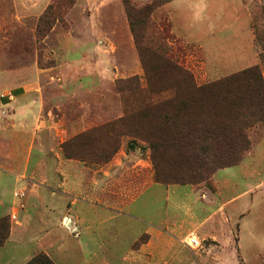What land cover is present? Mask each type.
<instances>
[{"label": "rangeland", "instance_id": "rangeland-1", "mask_svg": "<svg viewBox=\"0 0 264 264\" xmlns=\"http://www.w3.org/2000/svg\"><path fill=\"white\" fill-rule=\"evenodd\" d=\"M131 1L146 5L153 0ZM151 22L167 27L166 46L198 87L224 95L227 88L218 86L221 82L253 70L264 83V0H174L157 9ZM153 29L140 30L145 38L138 48L124 0H0V173L26 183L16 190L8 187L14 202L0 217L9 218L11 232L25 214L31 217L19 243H9L10 233L0 248V264H27L39 254L56 264H129L124 257L130 258L131 236L106 250L86 248L68 220L47 210L44 200L30 201L48 189L47 175L61 183L67 196L86 202L91 196L98 207L113 210L145 190L129 207L142 220L119 218L107 225L97 220L94 226L84 220L94 234L127 226L141 234L172 229L183 221L186 209L200 221L222 207V232L215 221L206 228L217 230L223 249L211 239L192 249L188 241L195 236L189 234L161 250L162 262L264 264V246L260 249L252 240L255 236L264 245V123L248 120L243 131L248 148L233 158L240 163L220 169L209 182L164 184L156 179L152 146L139 134L150 127L164 132L166 114L178 130L183 110L173 102L152 114L141 111L146 105L143 90L154 93L170 84L157 62L153 47L162 40ZM146 74L152 76L149 84ZM136 78L140 91L131 87ZM232 101L236 108L229 113L224 107ZM232 101L207 112L218 114L221 124L244 122L239 102ZM31 103V112L20 115L18 104ZM175 164L170 168L175 170ZM191 187L207 191L204 203L201 192ZM77 209L89 212L83 202ZM240 230L243 250L238 246ZM147 241L145 234L136 247Z\"/></svg>", "mask_w": 264, "mask_h": 264}, {"label": "trees", "instance_id": "trees-1", "mask_svg": "<svg viewBox=\"0 0 264 264\" xmlns=\"http://www.w3.org/2000/svg\"><path fill=\"white\" fill-rule=\"evenodd\" d=\"M172 1L174 0H153L149 4L138 5L131 0H124L125 11L138 48H141L145 38L140 30L150 26L158 31L162 43L156 44V48H153L157 56L159 54L158 64L166 69V76L170 80L168 86L159 88L154 93L143 90L146 105L141 111L145 110L146 113L152 114L157 108L173 102L179 103L180 109L183 110L182 124L178 130H174L171 115L164 116L166 121L164 132H173V136H168L153 127H150L145 135H139L149 141L152 146L156 179L159 183L209 182L220 169L237 166L240 163L239 160L234 161L233 158L240 151L248 148L243 131L249 121L257 120L264 123V83L262 77L256 70H253L221 82L218 86L227 88L224 95H220L221 92L218 91L211 92L210 87H198L193 75L178 62L176 54L166 46L164 40L166 41L168 37L167 27L154 26L151 22L154 12ZM151 78V75H147L148 84ZM131 83L135 91H140V82L137 78ZM230 85L236 88H228ZM227 95L229 98L224 100ZM230 99L239 102L236 105H239L245 114V117L240 114L244 122L233 121L230 124H221L218 114L207 112L208 108H210L209 111L211 108L219 110L222 107L220 103ZM234 104L235 102L232 101L224 108L229 107L228 111L232 113L236 108L232 106ZM135 113L136 110L130 116ZM178 115L175 113L172 116L177 117ZM203 118L207 121L201 122ZM170 163H176L175 170L170 168ZM10 233L9 218L0 217V248L4 246ZM27 264L56 263L47 255L39 254Z\"/></svg>", "mask_w": 264, "mask_h": 264}, {"label": "crops", "instance_id": "crops-1", "mask_svg": "<svg viewBox=\"0 0 264 264\" xmlns=\"http://www.w3.org/2000/svg\"><path fill=\"white\" fill-rule=\"evenodd\" d=\"M21 91L16 92L17 93L16 95L17 96L21 95L22 94ZM32 104L33 103L25 104L24 106L23 104H18L17 107H19L18 112L20 113V115H23L26 112L30 113ZM49 178H51L50 175H47L46 181L48 182L47 183L48 189H46L43 194L41 193L39 195L36 194L35 195L37 196L36 198L31 197L30 201L36 204L39 201L44 200L46 203L45 207L47 210H51L56 215H61L60 218L64 221L68 220V225L74 228L76 232L75 236L78 238L79 243L81 245L82 244L85 245L86 248H89L91 246V248L94 249L97 247L100 250H106L107 249L106 247L108 246L125 244V242L128 240L127 236H131L129 239H133L134 241L130 247L131 249H129L130 258H128V256L124 257V262H128L129 264H146V263L167 264L165 261L162 262L161 250L165 251L166 249L173 248V244L175 242L177 241L182 242V239L188 236L189 234L195 236L194 238H196L201 244L203 243L202 241L211 239L213 242L216 243V247L219 250L224 248V244L221 241V238H219V236L216 235L218 234L217 230L213 231L212 229L210 230L209 228H206L212 221H215V224L217 225V228H219L220 233L222 232L220 229H222L221 227L223 226L222 225L220 226L218 224L219 222L218 217L221 214L220 211H222L221 210L222 207L217 209V211L213 213L214 215L204 217L203 219L198 221L196 220V217L192 215V209H186V207L181 206L179 207V209L180 208L186 209L182 211L184 213V219L183 221H179L178 225L175 224L172 227V229L171 228L170 229L159 228L156 230L149 229L148 231H142L143 232L142 235L141 233L136 232L134 228L131 229L129 228V226H127L125 229L111 230V231L105 230V232L102 234L100 233L94 234V232L91 231L92 225L90 223L84 222V220L86 219L92 220L93 226H94V222H97V220L100 221L101 224H105V225H107L112 220H116L119 218L127 221L142 220L138 216L134 215L129 207H132L136 204V202L140 198L141 193H143L145 190L143 189L142 192L137 196L125 198L127 206L124 204L121 210H113V209H109L107 205L106 207L103 208L98 207L95 203L96 201L94 203L92 202L94 201L93 199L95 198H91V196L88 197L89 202H86L85 200H82L81 197L75 195L67 196L66 194L68 193L64 191V188L62 187L61 183L55 184L54 183L55 181H49ZM12 185H13V190H16L18 186L19 187L26 186V183L18 179L14 181L10 179L9 175L0 173V215H3L4 213L3 210L6 207V205H11V203L14 202V200L9 198V194H11L13 190L10 191L8 187ZM173 187L176 186H169V188H173ZM191 188L192 191L194 190V192H198V191L201 192L200 193L201 200L204 203L203 200L208 197L207 191L197 190L196 188L193 187ZM80 202L86 203L89 207V212L85 215L81 214L77 209ZM243 218L244 217H242V219ZM30 220H31L30 215L25 214L23 218V222L20 223V226H15L14 228H12L9 243L10 242L19 243L22 236L27 233L28 227H30ZM145 234L148 235V241L136 247L137 241H139L140 238ZM200 236L202 237L201 241L199 239ZM252 240L254 241V243H257L260 246L259 247L260 249L261 246H264L262 241L259 240V238L254 236ZM238 246L240 250L243 247V234L241 233V230L238 233ZM210 251L211 250H209V252ZM169 263H172V261H169ZM191 263L192 262H189V264ZM101 264H109V263L106 260H104V262H101Z\"/></svg>", "mask_w": 264, "mask_h": 264}, {"label": "built area", "instance_id": "built-area-1", "mask_svg": "<svg viewBox=\"0 0 264 264\" xmlns=\"http://www.w3.org/2000/svg\"><path fill=\"white\" fill-rule=\"evenodd\" d=\"M13 218H15V216H13ZM188 244L192 249H198L201 247V243L194 237L189 238Z\"/></svg>", "mask_w": 264, "mask_h": 264}]
</instances>
